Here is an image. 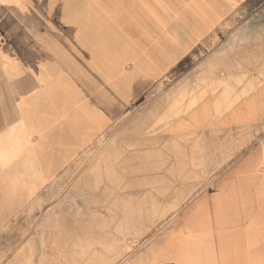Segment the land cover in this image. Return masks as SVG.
I'll use <instances>...</instances> for the list:
<instances>
[{"label": "crops", "instance_id": "crops-1", "mask_svg": "<svg viewBox=\"0 0 264 264\" xmlns=\"http://www.w3.org/2000/svg\"><path fill=\"white\" fill-rule=\"evenodd\" d=\"M0 31V239L93 148L166 214L118 264H264V0H0Z\"/></svg>", "mask_w": 264, "mask_h": 264}, {"label": "rangeland", "instance_id": "rangeland-1", "mask_svg": "<svg viewBox=\"0 0 264 264\" xmlns=\"http://www.w3.org/2000/svg\"><path fill=\"white\" fill-rule=\"evenodd\" d=\"M84 158L85 167L103 163L80 187ZM125 158L93 148L77 157L68 187L45 190L36 207L7 224L0 264H118L161 240L166 214L143 213L141 167L127 171Z\"/></svg>", "mask_w": 264, "mask_h": 264}, {"label": "built area", "instance_id": "built-area-1", "mask_svg": "<svg viewBox=\"0 0 264 264\" xmlns=\"http://www.w3.org/2000/svg\"><path fill=\"white\" fill-rule=\"evenodd\" d=\"M5 43H6V38H5L4 34H3V32L0 31V52L3 49V46L5 45ZM262 169L264 171V164L262 166Z\"/></svg>", "mask_w": 264, "mask_h": 264}]
</instances>
